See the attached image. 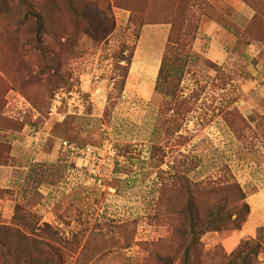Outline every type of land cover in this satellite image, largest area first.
Returning a JSON list of instances; mask_svg holds the SVG:
<instances>
[{"label": "rangeland", "instance_id": "obj_1", "mask_svg": "<svg viewBox=\"0 0 264 264\" xmlns=\"http://www.w3.org/2000/svg\"><path fill=\"white\" fill-rule=\"evenodd\" d=\"M236 1L0 0V264H264V230L221 239L264 188V0L245 29ZM215 24L243 46L224 62Z\"/></svg>", "mask_w": 264, "mask_h": 264}, {"label": "crops", "instance_id": "obj_2", "mask_svg": "<svg viewBox=\"0 0 264 264\" xmlns=\"http://www.w3.org/2000/svg\"><path fill=\"white\" fill-rule=\"evenodd\" d=\"M255 13L256 11L246 2L237 0L230 18L238 27L245 29ZM204 32L208 36V46L205 53L214 61L224 62L232 51L237 54L238 51L242 50L243 46L242 43H239V37L223 26L215 24L209 26ZM198 40L201 43L203 42L202 39ZM261 50L262 46L258 42L252 41L248 44L246 52L252 56H257ZM260 61L263 62L262 59ZM258 67L261 69V65ZM248 202L250 214L242 229L221 238L223 246L229 252L233 251L242 239L256 237L258 228L264 226V188H260V190L248 196Z\"/></svg>", "mask_w": 264, "mask_h": 264}, {"label": "trees", "instance_id": "obj_3", "mask_svg": "<svg viewBox=\"0 0 264 264\" xmlns=\"http://www.w3.org/2000/svg\"><path fill=\"white\" fill-rule=\"evenodd\" d=\"M30 13L36 18V23L38 24L37 29L40 31L42 28V25H41L42 24V16H41V14L34 11V10H30ZM173 38H174V33L172 31V33L170 34L169 43L173 42ZM128 63L131 64V60H128ZM164 65H165V63L163 62L161 65V68L159 70V75L157 78L156 90L158 92H163L161 86H162V75H163ZM195 185H198V184H195ZM249 211H250V209H249ZM192 220H194V224L190 225V229L192 231V238H191V244L192 245L194 244L198 234H202V233H205L207 231H221L224 229L223 228L224 227V225H223L224 221L222 220V215L220 212H218V213L209 212L207 214V220H206V223L204 225H203V223H198V221L195 219L194 216H192ZM246 221H247L246 218H242L241 223H238V221H236V220H233L232 222L235 224L236 229L240 230L243 227L242 226L243 223L245 224ZM200 225H203V227L198 228V226H200ZM263 230H264L263 226L258 228L257 235H256L257 238H255V239L251 238L249 240L243 241V243L248 244L249 241L258 242L260 235H261V232ZM50 242H51L50 240H47V243L46 242L41 243L40 247H45V248L50 249L51 251H55V248L52 246V244ZM33 245H34V243H33ZM256 245H259V243H257ZM256 247L257 246H253V248H247V253L240 256V258L243 259L244 261H246L248 254H250L251 252H254V253L258 252L256 250ZM191 251H192V247L188 246V248L185 250V257H184L185 260L188 261ZM234 253H235V251L232 254H234ZM6 263L7 264H10V263L13 264V262L9 263V260H7ZM3 264H5V263L3 262Z\"/></svg>", "mask_w": 264, "mask_h": 264}, {"label": "built area", "instance_id": "obj_4", "mask_svg": "<svg viewBox=\"0 0 264 264\" xmlns=\"http://www.w3.org/2000/svg\"><path fill=\"white\" fill-rule=\"evenodd\" d=\"M62 147L67 149L68 151H71L73 154L77 155V165L82 168V166H87V164L85 165L84 162L87 161V159L93 154H95V158H93V160H95V163L98 162L102 156L100 157V155L98 154V151L93 149L92 147H78L76 145H74L73 143H70L67 140H63L62 141ZM88 169V166L86 167ZM91 173H93L94 175H97V169H90L89 170Z\"/></svg>", "mask_w": 264, "mask_h": 264}]
</instances>
